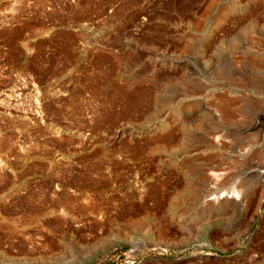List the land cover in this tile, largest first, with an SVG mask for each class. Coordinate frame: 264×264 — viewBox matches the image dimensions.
I'll return each instance as SVG.
<instances>
[{
    "label": "rangeland",
    "instance_id": "rangeland-1",
    "mask_svg": "<svg viewBox=\"0 0 264 264\" xmlns=\"http://www.w3.org/2000/svg\"><path fill=\"white\" fill-rule=\"evenodd\" d=\"M263 169L264 0H0V264H264Z\"/></svg>",
    "mask_w": 264,
    "mask_h": 264
},
{
    "label": "built area",
    "instance_id": "built-area-1",
    "mask_svg": "<svg viewBox=\"0 0 264 264\" xmlns=\"http://www.w3.org/2000/svg\"><path fill=\"white\" fill-rule=\"evenodd\" d=\"M141 258L136 250L114 248L101 255L91 264H140Z\"/></svg>",
    "mask_w": 264,
    "mask_h": 264
},
{
    "label": "bare ground",
    "instance_id": "bare-ground-1",
    "mask_svg": "<svg viewBox=\"0 0 264 264\" xmlns=\"http://www.w3.org/2000/svg\"><path fill=\"white\" fill-rule=\"evenodd\" d=\"M260 173L264 175V169H263V170H260ZM221 196H222V195H221ZM221 196H220V198H221ZM230 197H233V196H232V195H228V198H230ZM220 198H219V199H220Z\"/></svg>",
    "mask_w": 264,
    "mask_h": 264
}]
</instances>
